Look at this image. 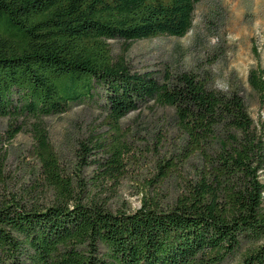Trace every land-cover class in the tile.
<instances>
[{
  "label": "trees",
  "instance_id": "trees-1",
  "mask_svg": "<svg viewBox=\"0 0 264 264\" xmlns=\"http://www.w3.org/2000/svg\"><path fill=\"white\" fill-rule=\"evenodd\" d=\"M195 7L196 0H0V118L12 120L10 138L30 127L39 164L31 184L0 188V264H264V127L240 90H218L194 70L161 81L134 70L109 43L184 37ZM247 82L264 101V67L251 69ZM87 101L108 125L93 146L81 144L83 154L104 153L101 179L127 169L122 122L130 114L172 110L177 147L149 183L186 170L171 202L145 194L134 211L113 212L99 198L101 182L66 175L42 119Z\"/></svg>",
  "mask_w": 264,
  "mask_h": 264
},
{
  "label": "rangeland",
  "instance_id": "rangeland-1",
  "mask_svg": "<svg viewBox=\"0 0 264 264\" xmlns=\"http://www.w3.org/2000/svg\"><path fill=\"white\" fill-rule=\"evenodd\" d=\"M109 43L113 54L123 53L134 70L153 72L161 81L168 73L194 70L209 75L218 90L238 88L256 125L264 127V101L247 82L251 69L264 67V0H196L192 28L184 37L142 39L128 48L121 40ZM171 115L169 108L144 106L122 122L130 149L127 169L115 180L101 179L104 153L94 150L86 155L81 151V144L91 147L100 136L108 134V125L96 103L73 104L63 114L43 118L42 125L68 177L76 183L101 182L99 198L113 212L134 211L145 194L171 202L182 178L188 176L186 170H180L163 184L153 182L155 186H149L158 175V164L177 147L178 132L171 125ZM10 123L12 120L0 118L4 176L0 188L8 185L16 191L22 184H31L39 164L30 127L25 125L10 138ZM21 123L19 119L15 125ZM161 137L164 141L159 145ZM48 198L50 195L43 201Z\"/></svg>",
  "mask_w": 264,
  "mask_h": 264
}]
</instances>
